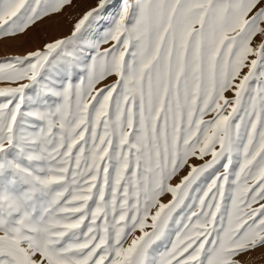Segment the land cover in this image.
<instances>
[{"label":"snow or ice","instance_id":"6c2138e0","mask_svg":"<svg viewBox=\"0 0 264 264\" xmlns=\"http://www.w3.org/2000/svg\"><path fill=\"white\" fill-rule=\"evenodd\" d=\"M77 7L0 0V264L264 253V0Z\"/></svg>","mask_w":264,"mask_h":264},{"label":"rangeland","instance_id":"374dc122","mask_svg":"<svg viewBox=\"0 0 264 264\" xmlns=\"http://www.w3.org/2000/svg\"><path fill=\"white\" fill-rule=\"evenodd\" d=\"M88 3L89 0H78V7L76 9H70L69 14H74L82 10L84 7H87ZM67 27L68 24L64 18H56L55 20L40 26L38 32L43 38H52L67 31ZM35 46V34L29 33L28 38L23 41L5 42L4 44H0V56L5 54H19ZM247 264H264V253L258 250L254 256L247 258Z\"/></svg>","mask_w":264,"mask_h":264}]
</instances>
